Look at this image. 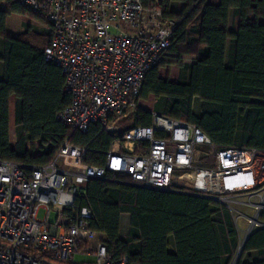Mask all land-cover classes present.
I'll use <instances>...</instances> for the list:
<instances>
[{
	"label": "trees",
	"instance_id": "trees-1",
	"mask_svg": "<svg viewBox=\"0 0 264 264\" xmlns=\"http://www.w3.org/2000/svg\"><path fill=\"white\" fill-rule=\"evenodd\" d=\"M175 2L183 3L179 11ZM160 7L178 21L169 48L177 57L151 67L137 111L119 122L149 125L157 111L198 125L219 146L264 149V0H160ZM29 13L18 0H0V159L45 165L69 139L86 147L84 162L102 166L117 133L99 124L73 130L57 119L70 95L61 68L45 59L51 28L47 24L44 32L25 23ZM184 55L194 61H182ZM126 179L112 172L93 178L77 200L92 210L90 228L113 258L127 256L131 264L232 263L240 236L224 204ZM124 214L129 215L125 237ZM237 264H264V227L251 234Z\"/></svg>",
	"mask_w": 264,
	"mask_h": 264
},
{
	"label": "built area",
	"instance_id": "built-area-1",
	"mask_svg": "<svg viewBox=\"0 0 264 264\" xmlns=\"http://www.w3.org/2000/svg\"><path fill=\"white\" fill-rule=\"evenodd\" d=\"M18 1L52 31L45 59L61 68L70 95L57 119L81 131L99 124L117 136L102 166L84 162L86 147L69 139L45 165L0 159V264H73L81 252L93 256L87 264H131L110 255L90 228L92 210L77 205L86 183L109 172L218 201L243 236L264 227V149L219 146L198 125L157 111L149 125L119 122L137 111L151 67L177 57L169 48L178 21L165 17L160 0Z\"/></svg>",
	"mask_w": 264,
	"mask_h": 264
},
{
	"label": "rangeland",
	"instance_id": "rangeland-1",
	"mask_svg": "<svg viewBox=\"0 0 264 264\" xmlns=\"http://www.w3.org/2000/svg\"><path fill=\"white\" fill-rule=\"evenodd\" d=\"M176 4H174L173 5V8L175 9V10H177V11H179L181 8H182V6H183V4H177L176 6H175ZM24 21H25V23H30L31 25H33V27H35L37 30H39V31H48L49 30V26L47 25V23L46 22H44V21H42L41 19H39V18H37V17H35L33 14H31V13H29L27 16H25V18H24ZM25 27L23 26V29H24ZM167 59H175V57L173 56V54L171 55V54H169L168 56H167ZM182 61H184V62H192V61H194V57H189V56H184L183 58H182ZM197 106H198V102H196V108H197ZM15 122H14V115H13V113H12V117H11V119H10V136H11V143H14V140H15ZM45 215H46V210L45 209H40L39 211H38V213H37V216L39 217V218H43V217H45ZM56 212L55 211H52L51 213H50V215H49V219H50V221L52 222V221H54L55 220V218H56ZM122 225H124L123 227H124V229H127L128 230V227H129V216H128V214H124L123 216H122ZM240 225H242L243 226V223L242 222H240ZM239 236H240V239L242 238H244V236H243V234H239ZM241 243V242H240ZM171 249H173L172 247H171ZM237 252H238V250H237ZM237 252H236V254H235V256H234V258H233V260H232V263H233V261H234V259L236 258V256H237ZM250 255H251V258H255V252H251V253H249ZM242 255V254H241ZM81 257H80V255H76L75 256V259L76 260H79ZM241 258V257H240ZM231 263V264H232Z\"/></svg>",
	"mask_w": 264,
	"mask_h": 264
},
{
	"label": "crops",
	"instance_id": "crops-1",
	"mask_svg": "<svg viewBox=\"0 0 264 264\" xmlns=\"http://www.w3.org/2000/svg\"><path fill=\"white\" fill-rule=\"evenodd\" d=\"M174 4H183V3H180V2H175V3H173V5ZM175 5V6H176ZM233 23H234V17H233V10L231 11V15H230V24L231 25H233ZM12 113H13V115H14V108H11V111H10V119H11V117H12ZM129 216V215H128ZM124 225H122V227H121V236H123V237H125V235H126V233H127V229H124V227H123ZM77 255H80V259L79 260H76L75 259V262L76 263H78V264H87V263H89V262H91L94 258H93V256L92 255H90V254H86V253H84V252H81V253H79V254H77Z\"/></svg>",
	"mask_w": 264,
	"mask_h": 264
},
{
	"label": "bare ground",
	"instance_id": "bare-ground-1",
	"mask_svg": "<svg viewBox=\"0 0 264 264\" xmlns=\"http://www.w3.org/2000/svg\"><path fill=\"white\" fill-rule=\"evenodd\" d=\"M245 237L246 236H244V238L242 239H240V246H239V249H238V252H237V256H236V258L234 259V261H233V263L232 264H236L237 262H238V260L240 259V257H241V254H242V252H243V248H244V241H245Z\"/></svg>",
	"mask_w": 264,
	"mask_h": 264
},
{
	"label": "water",
	"instance_id": "water-1",
	"mask_svg": "<svg viewBox=\"0 0 264 264\" xmlns=\"http://www.w3.org/2000/svg\"><path fill=\"white\" fill-rule=\"evenodd\" d=\"M139 186L146 187V186H143V185H139ZM146 188H152V187H146ZM156 189H158V188H156ZM250 236H251V234H249L248 236L245 237L244 246H245V244H246V242H247V240L249 239ZM238 261H239V260H238ZM237 263H238V262H237ZM237 263H236V264H237Z\"/></svg>",
	"mask_w": 264,
	"mask_h": 264
}]
</instances>
